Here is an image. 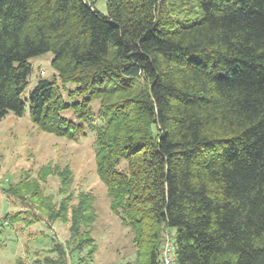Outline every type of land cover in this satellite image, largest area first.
<instances>
[{
	"label": "trees",
	"instance_id": "16d2710c",
	"mask_svg": "<svg viewBox=\"0 0 264 264\" xmlns=\"http://www.w3.org/2000/svg\"><path fill=\"white\" fill-rule=\"evenodd\" d=\"M184 1L196 19L163 20V0H107V13L89 0H0V121L28 107L57 136L95 132L111 209L133 233L127 264H161L168 231L176 264H264V0ZM46 52L57 78L23 98L31 59ZM100 96L117 99L100 102L97 127ZM8 190L22 199L27 188ZM69 208L70 251L93 243V258V193ZM22 218L6 212L0 231ZM44 218L29 223L49 228ZM62 247L44 263L66 259Z\"/></svg>",
	"mask_w": 264,
	"mask_h": 264
},
{
	"label": "rangeland",
	"instance_id": "374dc122",
	"mask_svg": "<svg viewBox=\"0 0 264 264\" xmlns=\"http://www.w3.org/2000/svg\"><path fill=\"white\" fill-rule=\"evenodd\" d=\"M89 1L99 11L107 13V0ZM162 6L163 20L185 22L199 16V9L193 1L163 0ZM53 58L52 52H46L31 59L33 71L23 98L27 97L39 78H57ZM69 86L75 88L74 84ZM66 93L64 91L63 95L67 96ZM116 99L100 96L94 100L97 127L103 125L98 114L100 102ZM64 114L74 117L72 110ZM95 139L94 131H87L77 140L47 132L30 120L28 107L24 115L9 112L0 121V219L6 212H22L23 217L20 222L9 224L0 231V264H39L35 259H40V264H46L44 262L48 257L57 260L58 252L50 250L57 243L66 249L67 257L56 264L134 262L133 233L122 225L111 209L106 184L97 171ZM40 172L48 173L45 180L40 179ZM20 186L27 188L22 191V199L9 196L8 189L19 190ZM38 189L39 193H36ZM81 191L91 192L94 196L97 217L92 224L91 235L95 238L97 251L93 258L87 254L93 243L79 250L77 240L71 244L76 250L70 251L72 248L68 245V239L72 235V209L69 208L67 214L60 212L62 202H66L68 207L76 205ZM58 213L61 214L60 218L56 216ZM39 216L45 217L49 228L43 221L29 223ZM84 232L86 230L82 229L78 236L80 240H84ZM167 233H163V239Z\"/></svg>",
	"mask_w": 264,
	"mask_h": 264
},
{
	"label": "built area",
	"instance_id": "2783aa9c",
	"mask_svg": "<svg viewBox=\"0 0 264 264\" xmlns=\"http://www.w3.org/2000/svg\"><path fill=\"white\" fill-rule=\"evenodd\" d=\"M176 249V241L173 235L171 233H167L163 239V244L161 248V264H176Z\"/></svg>",
	"mask_w": 264,
	"mask_h": 264
}]
</instances>
